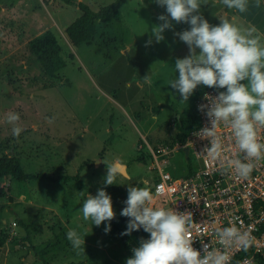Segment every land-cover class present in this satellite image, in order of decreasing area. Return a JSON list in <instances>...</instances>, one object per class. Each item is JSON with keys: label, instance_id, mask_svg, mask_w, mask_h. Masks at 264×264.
Segmentation results:
<instances>
[{"label": "rangeland", "instance_id": "1", "mask_svg": "<svg viewBox=\"0 0 264 264\" xmlns=\"http://www.w3.org/2000/svg\"><path fill=\"white\" fill-rule=\"evenodd\" d=\"M76 1L92 10L117 2L119 21L97 22L91 40L72 45L64 31L80 15L76 5L63 0H0V8L5 6L4 12L0 9V154L15 156L25 174L48 177L24 182L8 177L0 182L4 186L0 264H41L25 232L40 251L58 235L60 217L84 240L106 243L113 252L115 235L111 227L106 234V223L127 225L120 213L126 207L128 186L150 188L155 181L148 144L168 142L175 135L176 111L208 88L197 86L182 102L179 93L167 85L174 75L178 77L173 70L175 60L188 55L187 45L174 33L190 30V25L170 21L171 29L157 43L151 29L167 13L155 0ZM202 3L198 14L210 25L217 26L228 16L230 22L245 29L255 27L264 36V0L259 8L249 0L243 14L216 0ZM41 28L53 32L61 47L64 66L59 79L43 75L22 44ZM146 76L150 79L145 80ZM9 111L20 115L23 131L18 139L4 122ZM49 118H54L52 123ZM190 159L187 163L181 150L173 152L168 160L171 172L185 174L192 166ZM115 163L125 165L126 174L117 171L114 184L106 186V167ZM61 176L75 178L63 181ZM101 189L111 197L115 218L97 227L84 221L79 209L87 194L95 196ZM2 220L7 226L16 223L11 239L5 235L9 228H4ZM20 221L29 225L27 231ZM54 257V253L44 256L49 261Z\"/></svg>", "mask_w": 264, "mask_h": 264}, {"label": "clouds", "instance_id": "2", "mask_svg": "<svg viewBox=\"0 0 264 264\" xmlns=\"http://www.w3.org/2000/svg\"><path fill=\"white\" fill-rule=\"evenodd\" d=\"M155 3L167 13L160 15L158 20L162 23L151 29L157 43L164 39L162 33L171 29L170 21L190 25V30L174 33L187 45L188 55L175 60L173 70L178 77L174 75L167 85L179 93L182 102H186L199 85L225 89L215 97L206 96L208 104L201 105V110L207 109L210 122V127L195 133L209 141L201 155L209 161L221 162L223 170L232 172L235 178L248 179L256 162L264 159V142L258 136V131L264 129V36L255 27L245 29L227 18L221 19L217 26L210 25L198 14L204 5L202 0H155ZM216 3L241 14L249 7V0H216ZM254 6L259 8L261 0H254ZM151 43V40L147 42ZM53 120L49 118L48 122ZM4 122L12 126V135L18 139L23 131L19 126V113L9 111ZM221 125L230 129V149L217 131ZM229 152L235 153V157ZM241 155L243 159L239 158ZM106 170L104 183L111 186L117 168L110 164ZM155 199L149 188H127L126 207L120 215L127 217L128 223L121 235H130L142 228L149 238L142 239L140 246L132 250L126 264H230L229 250H247L251 243L250 234L230 222L229 226L215 231L221 247L209 250L208 244H202L201 254L192 246L195 239L191 232L204 224L194 223L191 212L155 206ZM79 211L84 221L97 227L115 218L111 197L102 189L95 196L87 194ZM108 231L110 225L106 223L105 232ZM66 238L73 249L84 251V236L77 230L69 229Z\"/></svg>", "mask_w": 264, "mask_h": 264}, {"label": "built area", "instance_id": "3", "mask_svg": "<svg viewBox=\"0 0 264 264\" xmlns=\"http://www.w3.org/2000/svg\"><path fill=\"white\" fill-rule=\"evenodd\" d=\"M218 90L204 89L194 102L198 125L189 131L183 142L173 144L159 143L155 146L148 144L151 158V170L155 181L151 191L155 196L157 207L172 208L177 212H191L193 222L203 225L201 229L193 228L191 235L193 248L203 254V245L209 250L221 247L215 236V231L235 222L241 231H247L251 243L247 250L233 248L229 250L230 264H264V159L256 162L248 179H237L230 171H224L221 162H212L201 154L209 141L195 135L200 129L210 127L206 116L207 109L201 110V105H207L206 96L215 97ZM226 148H231L230 129L221 125L217 130ZM261 142H264V129L258 131ZM140 147V146H139ZM187 148V155L183 149ZM181 150L185 160L192 162L185 174L175 175L169 168V158L175 151ZM235 157V153L229 152ZM243 159L242 155L239 157ZM16 223L10 222L7 238L15 236L13 231ZM149 238V235H148ZM147 238V239H148ZM139 246H130L129 253Z\"/></svg>", "mask_w": 264, "mask_h": 264}, {"label": "trees", "instance_id": "4", "mask_svg": "<svg viewBox=\"0 0 264 264\" xmlns=\"http://www.w3.org/2000/svg\"><path fill=\"white\" fill-rule=\"evenodd\" d=\"M67 4L76 5L80 11V15L65 28V36L72 45H78L82 42H88L93 38L96 31V23H108L111 20L119 21V10L117 2H111L106 5L99 6L96 10H92L88 5L76 0H63ZM28 52L35 58L43 75L51 79H59L58 72L64 66V61L60 55L61 47L53 32L46 29L38 35L33 36L26 44ZM71 58V55L69 56ZM214 89V88H213ZM217 90V89H216ZM218 91H222L219 89ZM198 97V96H197ZM196 97V98H197ZM195 98V100H196ZM195 100L180 111H176L178 117L174 118L175 135L168 141L162 142L165 144H173L174 141L183 142L185 135L197 127L198 118L194 110ZM11 177L17 182H24L27 179H43L48 178L45 174L28 175L22 172L19 160L15 156L7 154H0V182ZM75 177L61 176L60 179L68 181ZM151 189V187L149 188ZM4 194V186L0 187V197ZM126 224L128 218H124ZM27 231L29 225L22 221L18 222ZM112 222H110L111 224ZM113 226V225H112ZM111 226V227H112ZM4 228H7L6 225ZM117 231L118 235L122 237L121 233L127 230V225H119V227H112ZM123 228V229H122ZM67 232L64 229L58 231V235L53 237L51 241L44 243V248L40 251L36 245H32L35 254L40 261L46 264L44 256L48 253H53L56 250L66 246L70 242L66 238ZM132 234L140 242L142 239L146 240L148 233L143 229L133 231ZM7 237V232H6ZM27 240L29 237L27 235ZM29 242H31L29 240Z\"/></svg>", "mask_w": 264, "mask_h": 264}, {"label": "crops", "instance_id": "5", "mask_svg": "<svg viewBox=\"0 0 264 264\" xmlns=\"http://www.w3.org/2000/svg\"><path fill=\"white\" fill-rule=\"evenodd\" d=\"M0 9L2 12H4L5 6L2 5ZM45 28H41L38 32H36L35 35H38L39 33L43 32ZM29 39L31 38L26 39L25 41L22 42V44H25L26 46ZM13 51L14 50H11L5 56L9 54L11 55ZM21 202L25 203V200L24 201L21 200ZM18 203H20V201H18ZM54 211H57V210H54ZM60 219L62 221V227H60L59 230L64 229L66 232H68L69 229H72L68 225L69 224L68 220L65 221V219L61 217ZM2 222H3V226L7 225L5 220H2ZM109 225L110 227L112 226L111 224ZM110 232L113 234L112 236L115 235L114 238L117 237V239L116 238L114 239L111 236V238H113L112 239L113 241H111V245L114 246L113 252L109 250L108 244L106 243L105 245H103V242H98V241L89 242L85 240L84 251L82 249H73L71 246V243H69L66 246L53 252L55 254L54 258L56 259L50 260V261L45 259L46 264H107L108 262L110 264H126V260L128 258H131L129 250H128L129 247L130 246H140V242L135 238V236L132 233L130 234L132 237L131 236L127 237V235H123L122 237H120L116 230L113 229ZM26 237H27V233L25 232V238ZM29 240L31 241L30 238ZM29 240H27L28 244H30L31 246L34 245L31 242H29ZM2 246L3 244L0 245V247ZM36 260L40 261L38 257ZM40 262L41 264H44L42 261Z\"/></svg>", "mask_w": 264, "mask_h": 264}, {"label": "water", "instance_id": "6", "mask_svg": "<svg viewBox=\"0 0 264 264\" xmlns=\"http://www.w3.org/2000/svg\"><path fill=\"white\" fill-rule=\"evenodd\" d=\"M227 19H228V16H227ZM177 117H178V116H177ZM183 151H184V154L187 155V148H184ZM114 165L116 166L117 171H118L119 173H121V174H126V172H125V165H123V164H119V163H115Z\"/></svg>", "mask_w": 264, "mask_h": 264}]
</instances>
